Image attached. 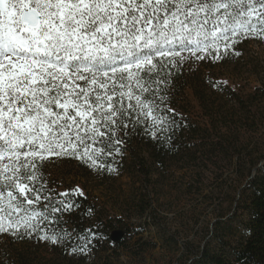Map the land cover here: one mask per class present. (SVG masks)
<instances>
[{
    "label": "snow or ice",
    "instance_id": "1",
    "mask_svg": "<svg viewBox=\"0 0 264 264\" xmlns=\"http://www.w3.org/2000/svg\"><path fill=\"white\" fill-rule=\"evenodd\" d=\"M251 39L264 42V0H0V236L70 240L63 216L85 193L58 191L45 162L114 173L131 136L170 144L175 76Z\"/></svg>",
    "mask_w": 264,
    "mask_h": 264
},
{
    "label": "trees",
    "instance_id": "2",
    "mask_svg": "<svg viewBox=\"0 0 264 264\" xmlns=\"http://www.w3.org/2000/svg\"><path fill=\"white\" fill-rule=\"evenodd\" d=\"M239 50V58L193 63L175 76L168 100L181 127L170 144L131 136L114 173L71 157L46 161L48 179L57 177L48 170L57 160L60 170L72 167L77 177L105 187L108 201L76 197L80 208L64 213L61 225L75 235L44 242L50 246L44 253L35 237L0 236V264H126L122 257L150 264L155 251L167 256L163 264H264V42L251 39ZM209 80L234 82L218 90ZM188 91L197 116L187 110ZM123 175L132 177L131 188L113 190ZM176 180L197 203L169 217L158 191ZM88 208L91 215L84 214ZM115 231L123 233L117 243L110 238ZM93 232L90 253L70 254L83 243L77 235Z\"/></svg>",
    "mask_w": 264,
    "mask_h": 264
},
{
    "label": "rangeland",
    "instance_id": "3",
    "mask_svg": "<svg viewBox=\"0 0 264 264\" xmlns=\"http://www.w3.org/2000/svg\"><path fill=\"white\" fill-rule=\"evenodd\" d=\"M217 74L218 77H227L225 73ZM234 82L233 80L228 82L229 85H231ZM244 83L242 82L241 85ZM188 99L190 101V108H187L193 116H197V114L200 113L198 105L194 98L191 95V92L188 91ZM196 121H199L197 117H194ZM51 165H49L48 170H50L51 173H55L56 178H50V181H54L53 187L59 188V191H64L67 189H73L77 186H79L85 193V196L89 199H96L99 201L100 204H106L108 201V194L106 193L105 187L98 188V183L93 182L92 180L86 181L82 179L81 177H77L75 170L72 167H62L61 170L59 169V161L52 160L50 161ZM181 173H179L180 175ZM209 176V175H208ZM131 178V179H130ZM134 179V178H133ZM133 180L132 177H129L128 175H123L120 177V180H118V184H114V189H119V187L122 188V191L127 192L131 188ZM160 197L165 200L164 206L166 208L165 212H170L167 214V216L171 217L173 215H176L178 212L180 213L181 210L184 208L186 204H189L193 202L194 204L197 203V198L194 196H186L181 185L180 180H176L175 182H170L168 184H164L161 189H159ZM202 218V217H201ZM198 228V226H197ZM196 228V229H197ZM182 234V233H181ZM40 248L42 249V252L47 251L50 249L49 244H44L42 241V244L40 245ZM44 250V251H43ZM168 260L167 256L164 253H161L160 251H155L151 255L150 264H163L165 261ZM122 261L126 264H137L135 262H129V260L124 259L122 257Z\"/></svg>",
    "mask_w": 264,
    "mask_h": 264
},
{
    "label": "water",
    "instance_id": "4",
    "mask_svg": "<svg viewBox=\"0 0 264 264\" xmlns=\"http://www.w3.org/2000/svg\"><path fill=\"white\" fill-rule=\"evenodd\" d=\"M123 233L121 231H115L111 234V240L113 243H117L122 238Z\"/></svg>",
    "mask_w": 264,
    "mask_h": 264
}]
</instances>
